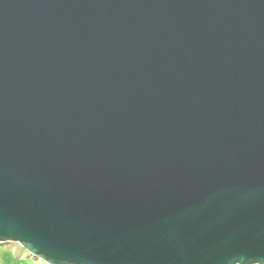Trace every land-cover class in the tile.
I'll return each instance as SVG.
<instances>
[{
    "label": "water",
    "instance_id": "obj_1",
    "mask_svg": "<svg viewBox=\"0 0 264 264\" xmlns=\"http://www.w3.org/2000/svg\"><path fill=\"white\" fill-rule=\"evenodd\" d=\"M3 244L264 264V0H0Z\"/></svg>",
    "mask_w": 264,
    "mask_h": 264
},
{
    "label": "crops",
    "instance_id": "obj_2",
    "mask_svg": "<svg viewBox=\"0 0 264 264\" xmlns=\"http://www.w3.org/2000/svg\"><path fill=\"white\" fill-rule=\"evenodd\" d=\"M0 264H44L23 252L17 244L0 245Z\"/></svg>",
    "mask_w": 264,
    "mask_h": 264
},
{
    "label": "rangeland",
    "instance_id": "obj_3",
    "mask_svg": "<svg viewBox=\"0 0 264 264\" xmlns=\"http://www.w3.org/2000/svg\"><path fill=\"white\" fill-rule=\"evenodd\" d=\"M17 246H19L18 244H17ZM19 248L21 249V250H23L20 246H19ZM23 252H26L25 250H23Z\"/></svg>",
    "mask_w": 264,
    "mask_h": 264
}]
</instances>
